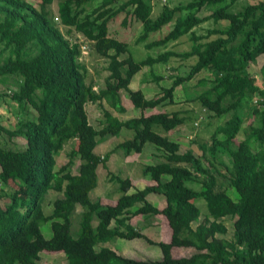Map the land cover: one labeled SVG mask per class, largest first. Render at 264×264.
Segmentation results:
<instances>
[{"label":"trees","instance_id":"trees-1","mask_svg":"<svg viewBox=\"0 0 264 264\" xmlns=\"http://www.w3.org/2000/svg\"><path fill=\"white\" fill-rule=\"evenodd\" d=\"M54 1L41 0L38 6L29 0H0V83L13 77L16 84L11 94L0 90V99L9 96L24 112L15 128L0 120V136L26 141L24 148L16 149L0 138V264H42L44 250L63 251L66 264H264V87L254 85L249 70L264 54V0L240 9H235L240 0H188L176 6L165 2L156 17H152L155 0H58L53 14ZM123 12L125 25L130 16L143 24L137 42H145L147 48L184 35H190L191 48L168 49L136 61L128 44L111 31L112 22ZM173 20L165 36L147 42L151 32ZM208 20L215 26L195 30ZM221 20L227 23L221 25ZM75 32L90 40L97 54L109 58L103 87L87 83L80 44L69 36ZM172 58L194 63L171 66L172 84L159 95L148 98L141 89L130 87L143 67ZM206 71L197 83L202 90L192 99L212 116L230 117L214 129L210 143L198 144L199 151L195 147L183 151L181 143L167 134L190 116L179 110L149 115L146 111L174 105L176 89L187 88ZM261 74L264 81V63ZM153 79L160 81L161 76ZM123 90L142 110L140 115L122 120L104 106L107 101L126 113ZM187 93L189 97L194 90ZM257 93L261 98L253 104ZM89 102L103 105L99 126L89 119ZM249 117L254 119L237 141ZM124 128L134 134L104 155L96 152L99 144L119 136ZM147 143L161 151H152L160 161L143 169L154 183L130 193L131 178L109 171L119 184L118 203L93 199L99 166L108 168L111 155L119 151L123 157L142 153ZM67 146H72L69 160L58 167ZM77 160L81 161L75 173ZM52 191L63 195L46 214L44 202ZM151 193L164 195L167 205L160 209L152 204L147 198ZM204 201L207 211L202 212ZM76 204L83 207L78 236L72 233ZM139 214H163L168 220L171 240H150L162 249L161 260H138L106 245L118 237L147 238L132 224ZM49 222L51 237L43 231ZM174 247H191L193 253L175 257Z\"/></svg>","mask_w":264,"mask_h":264},{"label":"rangeland","instance_id":"rangeland-1","mask_svg":"<svg viewBox=\"0 0 264 264\" xmlns=\"http://www.w3.org/2000/svg\"><path fill=\"white\" fill-rule=\"evenodd\" d=\"M32 3L39 6L41 0H29ZM124 0H120L122 2ZM257 0H240L235 9L242 8L243 5L249 2H255ZM168 2L171 6L176 5H185L188 3V0H155L154 1V11L152 13V17H156L161 11V3ZM98 4V2L96 3ZM58 5V0H55L52 4V13L55 14L56 6ZM55 7V9H54ZM207 13L211 12V10H207ZM184 15L187 11L182 12ZM179 15V14H178ZM126 14L123 12L120 14L118 18H116L111 24L112 33L123 39L128 44V48L133 58L136 61L143 60L149 56H157L159 53L168 50V49H176V50H188L191 48L192 41L190 39V35H184L180 39L175 41H171L170 43L163 46H153L147 48L145 46V42H137L138 38L142 34L143 24L135 21L133 18L128 17V23L125 25L124 18ZM175 20L167 23L161 29L151 32L147 39V42L160 39L165 36L174 26ZM221 25H225L226 20H221L219 22ZM215 26L213 20H208L202 23L201 25L195 27V30L199 32L205 31L206 28ZM65 33V27H62ZM73 41H77L80 44V60L87 66V83L94 82L98 87L104 86L105 77L108 74L107 66L110 62L109 58L104 57L102 55L97 54L92 47V42L88 40L85 36L73 33L69 35ZM86 48H85V47ZM7 55L5 53L2 58ZM123 55L121 58H124ZM194 63V60H184L179 58H172L168 63H157L153 66H145L139 71L132 79L129 84L131 88L137 90L141 89L148 98H154L159 95L164 88L170 87L173 81V70L171 66H189ZM264 63V54L258 57L257 62L252 63L250 65V72L252 75V80L254 85L257 88L264 87V81L262 79L261 67ZM208 71L199 74L192 81L188 82L187 88L184 85L178 87L175 91V100L176 103L171 106H167L165 108L156 107L154 109L146 111V114H152L158 112V110H179L183 111L184 114L190 116L186 123L182 124L176 130L170 131L167 135L170 139L179 141L181 143V149L184 151L188 148L195 147L198 150V144L200 142H211V136L214 129L219 125L224 123L230 115L223 116L221 118L212 116L209 111H204L201 104L197 100H193L192 98L195 96L196 91H201L202 87L198 86L197 83L200 78L207 75ZM154 75L161 76L160 81H156L153 79ZM16 87L14 83V78L9 77L5 83H0V90L5 89L8 93H12V90ZM188 89L190 91L194 90V93L189 95L188 97ZM123 103L127 107L126 113H120L116 111L107 101H104V106L116 117L120 119H128L134 116H138L141 114L142 110L135 108L133 103L126 95V91L123 90L122 93ZM191 98V99H190ZM258 98H261L257 93L252 101L253 104L257 103ZM102 104L89 102L86 104V109L89 114V119L92 124L95 126H99L100 119L104 118ZM32 111H34L32 109ZM35 112V111H34ZM24 115V112L18 106V103L11 99L9 96H5L0 99V120L5 124L10 126L11 128H15L19 116ZM30 115V113H29ZM201 115H204L203 120H198ZM253 117H249L247 121L244 123L242 131L237 136V141L242 140L245 137V128L253 121ZM134 134L133 130L124 128L119 136L109 137L106 141L99 144L96 148V152L101 155H104L113 147H115L120 142L126 140V138L131 137ZM2 142L12 148H24L26 145V141L22 137H18L15 139H10L8 135L3 134L0 136ZM72 146H67L65 150L61 153L58 158V167L63 165L69 160V152ZM257 147V145H256ZM157 146L153 143H147L144 147L142 153H134L129 156H121L120 152L116 153L111 159L110 163H108V168L100 165L98 168V186L91 192V197L93 199L100 198L104 203H109L111 205H115L118 203V199L120 196L119 184L112 180L109 174L111 170L114 173L121 174L123 177L131 178L133 188L129 190V192H134L135 189H141L148 184L154 183L150 180L149 176H145L143 174L144 166L151 163H156L160 160H156L157 157L152 156V151L159 152ZM199 151V150H198ZM161 152V151H160ZM81 160H77V165L74 166L73 170L76 173L78 170V165ZM219 167H223V171H225L224 166L218 164ZM57 168V167H56ZM222 169V168H221ZM222 180V179H221ZM9 190V188H7ZM12 189V187H11ZM229 193L237 199L238 194L234 189L229 190ZM63 195L62 192L52 191L47 194L45 202H44V211L46 214H51L53 211V203L54 201ZM148 201L152 204H155L160 209H163L167 205V200L162 194L151 193L148 197ZM194 202L198 203L197 199H194ZM201 203V202H199ZM201 210L207 211V205L204 201V205H201ZM83 207L81 204H76L74 214L72 215L73 219V227L72 233L74 236H78L79 234V221L81 219V212ZM132 224L135 227H139L142 230V233L146 235L147 238H135V239H124V238H116L114 241L107 243V246H110L118 253L135 258L138 260L142 259H151V260H161L163 258V252L159 245L154 244L159 241H170L172 237V230L169 226L168 220L163 214L158 215H150L143 216L142 214L135 215L132 218ZM97 223V220L95 221ZM232 221L228 220V225H230ZM50 222L43 226V231L45 232L47 237H51L53 232L50 229ZM231 228V226H230ZM152 240L153 242H151ZM175 257H182L191 255L193 253V248H183V247H174L172 249ZM42 264H66V256L63 251L55 252L44 250L42 252Z\"/></svg>","mask_w":264,"mask_h":264},{"label":"crops","instance_id":"crops-1","mask_svg":"<svg viewBox=\"0 0 264 264\" xmlns=\"http://www.w3.org/2000/svg\"><path fill=\"white\" fill-rule=\"evenodd\" d=\"M115 154H116V153H114L113 155H111V157H110L108 163H110L111 159H113V156H114ZM110 171H111V170H110ZM111 172H112V171H111ZM98 175H99V174H98Z\"/></svg>","mask_w":264,"mask_h":264},{"label":"clouds","instance_id":"clouds-1","mask_svg":"<svg viewBox=\"0 0 264 264\" xmlns=\"http://www.w3.org/2000/svg\"><path fill=\"white\" fill-rule=\"evenodd\" d=\"M85 47V46H84ZM86 48V47H85ZM97 88V87H96ZM89 115V114H88Z\"/></svg>","mask_w":264,"mask_h":264}]
</instances>
